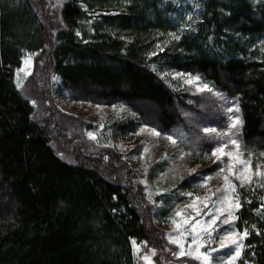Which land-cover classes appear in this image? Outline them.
<instances>
[{
  "label": "trees",
  "instance_id": "obj_1",
  "mask_svg": "<svg viewBox=\"0 0 264 264\" xmlns=\"http://www.w3.org/2000/svg\"><path fill=\"white\" fill-rule=\"evenodd\" d=\"M159 2L68 0L55 33L32 0H0V264H137L131 241L150 239L133 195L99 164L61 158L54 131L33 120L15 86L25 52L44 55L73 99L127 106L132 115L117 125L123 137L142 125L183 130L206 102L175 91L161 74L198 75L234 99L243 144L264 151V0H203L193 35L169 31L173 21H163ZM222 111L211 115L217 128ZM259 193L243 195L238 219L252 231L244 253L251 264H264V187Z\"/></svg>",
  "mask_w": 264,
  "mask_h": 264
},
{
  "label": "rangeland",
  "instance_id": "obj_2",
  "mask_svg": "<svg viewBox=\"0 0 264 264\" xmlns=\"http://www.w3.org/2000/svg\"><path fill=\"white\" fill-rule=\"evenodd\" d=\"M38 1L32 0L37 11L42 13L43 17H49L53 31L56 33L63 27L61 10L68 0H43L40 3ZM159 1L164 5L162 12L166 13L163 21L165 19L173 21L169 31L179 30L186 35L196 33L203 0ZM79 3L84 6L83 3ZM158 45L163 48L167 46L161 43ZM157 51L163 53L164 49L160 51L157 48ZM28 57H31V63L25 65L24 60ZM149 57L153 58L154 55ZM44 58V55L35 52H25L21 66L15 73V86L19 77L23 87L18 90L33 106V120L36 123L46 124L51 131H54L52 147L61 158L73 163L84 157L91 164H99L101 174L106 179L120 184L133 195L135 206L141 214L150 238L149 241H131L137 264H202V261L196 258L195 246L190 244L192 239L190 234H185L184 239L181 240L186 253L183 256L178 255L181 249L171 242L170 237L179 239V233L183 232L184 228L190 233V225L196 220H199L201 225L204 224L207 219L204 213L209 211L203 206L206 197L209 208H212L213 202L223 195H233L230 191L227 193L224 191L225 175L232 184L236 185V193L241 205L243 195L250 200L258 197L262 190L257 181L264 178L254 176L251 186L241 187L240 180L233 174L243 167V160H248L253 172L257 167L264 170V151H254L244 145L240 138L241 119L235 128L231 127L233 115L239 116V111L228 110L233 105L238 107L234 99L226 97L213 88L211 92L198 91L195 83L189 85L185 82L187 76H176L173 72L165 71L161 76L168 80L171 88L188 93L193 98L199 96L206 102V106L202 109L203 113H199V116L197 115L193 120H188L186 117L187 124L183 130L178 129L157 136L151 131L153 128L151 125H142L136 133L123 137L119 135L117 125L124 117L132 115L127 106L113 104L115 108L112 105L97 107L89 102L73 99L71 93L61 90L57 76L48 72ZM20 69L23 71H18ZM199 83L206 82L201 78ZM207 109L213 114L209 116ZM218 111H222L226 119L225 124L219 128L211 123V119L218 114ZM196 125L199 127L198 131L194 128ZM206 127L216 130L205 132ZM89 133H93L95 138L90 137ZM168 136H172L175 143L169 140ZM66 139L67 141H64ZM231 139L239 141L240 160L231 161L227 156L217 159L208 154L211 147L224 144L225 151L235 155L236 147L230 143ZM230 164L233 173L227 171ZM221 168L225 171L221 172ZM205 178H207L206 182H204ZM243 188L245 191L242 194ZM188 193L192 194L191 197ZM195 197L200 199L195 200ZM188 205L191 207H186ZM197 208L201 211L199 216L196 213ZM241 208L242 206L236 212L238 219ZM177 211L181 212V216H176ZM186 217L191 219L189 224L185 225L183 222ZM238 219L231 224H224L223 216L221 217L217 232L214 233L215 242L211 247L218 248L219 236L226 231L243 230L247 227L251 234L250 226L239 224ZM173 220L179 222L182 227L178 229L172 223ZM249 237L250 235L243 241L246 247L242 250L237 264H245V262L251 264L244 256V253L250 249L246 244ZM207 247L206 245L203 250ZM231 247L233 246L212 253L213 264H220Z\"/></svg>",
  "mask_w": 264,
  "mask_h": 264
},
{
  "label": "snow or ice",
  "instance_id": "obj_3",
  "mask_svg": "<svg viewBox=\"0 0 264 264\" xmlns=\"http://www.w3.org/2000/svg\"><path fill=\"white\" fill-rule=\"evenodd\" d=\"M77 36L80 35L79 32L76 33ZM169 35L173 36L174 40H179L180 36L169 33ZM157 48L160 51H163V47L160 45H157ZM152 55H156L155 52L152 53ZM25 65H28L31 63V57H28L24 60ZM18 71H23V69H20ZM176 76H187L186 83L189 85L196 84L198 91L207 90L209 92L212 91V87L208 83L200 84L199 81L201 80L200 76H192L188 73H175ZM16 87L17 89H20L23 87L22 83L20 82L19 77L16 80ZM33 103H35L33 101ZM97 107H101V105H97ZM113 108H115V105H112ZM229 112L239 111L238 107L233 105L231 108L228 109ZM240 123V117L233 115L232 117V128H235ZM147 126V125H145ZM214 128H208L206 127L204 129L205 132L208 131H215ZM151 131L157 135L160 136L162 133L157 130L155 127L151 129ZM89 136L92 138L94 137L93 133H89ZM169 140H172L173 143H175L174 138L172 136H168ZM230 143L236 147V154L234 155L231 152H226L225 148L226 145L220 144L219 146L211 147V151L208 154H211L212 156L217 157V159H220L224 156L229 157L231 161L240 160V149H239V141L237 139H231ZM147 151V149H145ZM243 167L239 169L237 172L233 173V167L230 164L227 171L229 173H233L237 179L241 182V187L244 186H251L253 184V177H261L264 178V170H261L259 167H257L256 171L253 172L251 169V166L248 162V160H243ZM195 171V170H193ZM221 172H224L225 170L223 168L220 169ZM205 178V181L206 182ZM224 191L225 193L231 192L233 195L229 196L227 194L223 195L221 198L213 202V207L209 208V205L207 203L208 198H205L204 208L209 209L207 213H204V215L207 217L205 219L204 224L201 225L199 220H196L195 223H192L190 225L191 232H188L187 228H184V231L179 233L180 238L179 239H172L170 237V240L172 243L177 244L181 251L178 253V255L183 256L185 255L184 251V243L181 242L182 239H184L185 234H190L192 236V239L190 241L191 245H194V252L196 253V258L202 261V264H213V256L212 253L217 252L218 249H224L228 246H233L230 248L229 252L225 255L223 260L220 261V264H237V261L242 255V250L246 247V245L243 243V241L250 235L249 228L245 227L243 230H233V231H226L222 235L219 236L218 240V248L217 247H211V244L214 241V233L217 232L218 229V221L221 220V217L223 216L222 223L224 224H231L233 221L238 219V216L236 215V212L239 210V208L242 206L239 200V196L236 193V185L232 184L229 181V177L227 175L224 176ZM260 184V187H264V179H261L257 181ZM219 191V189H217ZM191 193H188V196L191 197ZM195 200H199V197H195ZM264 199V198H262ZM216 205H219V207H216ZM186 207H191V205H188ZM261 209H264V204L260 205ZM115 211V210H114ZM197 215H201V211L199 208L196 210ZM176 216H181V212L177 211ZM191 218L186 217L184 220V224H189V220ZM172 223L179 229L182 227V225L177 222L176 220H173ZM253 228H255V225H252ZM257 235L260 234L259 229L256 230ZM208 246L206 250L205 246ZM247 264V262H245Z\"/></svg>",
  "mask_w": 264,
  "mask_h": 264
}]
</instances>
